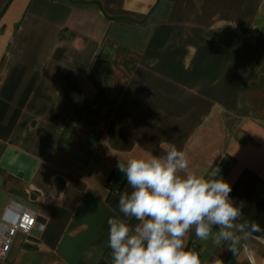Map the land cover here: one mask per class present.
I'll return each instance as SVG.
<instances>
[{
	"label": "crops",
	"instance_id": "1",
	"mask_svg": "<svg viewBox=\"0 0 264 264\" xmlns=\"http://www.w3.org/2000/svg\"><path fill=\"white\" fill-rule=\"evenodd\" d=\"M169 144L262 229L187 248L264 264V0H0V219L15 202L46 225L0 264H112L118 160Z\"/></svg>",
	"mask_w": 264,
	"mask_h": 264
},
{
	"label": "clouds",
	"instance_id": "2",
	"mask_svg": "<svg viewBox=\"0 0 264 264\" xmlns=\"http://www.w3.org/2000/svg\"><path fill=\"white\" fill-rule=\"evenodd\" d=\"M188 168L187 154L174 144L158 155L118 160L130 190L118 198L122 217L107 220L112 264H202L199 253L187 248L193 229L197 239L233 252L241 235L262 231L244 219L245 202L230 197L231 185L215 178L216 168L208 176Z\"/></svg>",
	"mask_w": 264,
	"mask_h": 264
},
{
	"label": "built area",
	"instance_id": "3",
	"mask_svg": "<svg viewBox=\"0 0 264 264\" xmlns=\"http://www.w3.org/2000/svg\"><path fill=\"white\" fill-rule=\"evenodd\" d=\"M45 227L34 211L15 202L9 203L0 219V262L7 259L10 247L19 232L29 234L34 229L42 231ZM52 264L64 263L56 261Z\"/></svg>",
	"mask_w": 264,
	"mask_h": 264
}]
</instances>
